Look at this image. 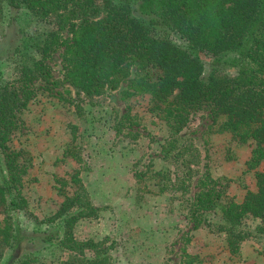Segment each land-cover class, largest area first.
<instances>
[{"label": "trees", "instance_id": "trees-1", "mask_svg": "<svg viewBox=\"0 0 264 264\" xmlns=\"http://www.w3.org/2000/svg\"><path fill=\"white\" fill-rule=\"evenodd\" d=\"M5 11L10 26L28 12L38 20L53 17L58 28L40 41V60L24 64L16 81L0 83V214L27 206L22 187L30 159L23 151L13 150L11 143L24 127L21 112L36 94L34 81L42 82L47 90L51 89L48 85H56L48 82L45 61L59 49L65 82L91 102L118 90L126 80L123 99L149 96V112L164 122L170 134L162 153L172 158L182 174L172 180L168 171L148 169L135 173L139 184L150 174L160 193L170 187L188 192L200 163L199 151L191 140L177 135L203 107L218 132H229L238 143L251 142L249 171L264 162V0H0V42L6 35ZM67 155L81 161L75 148ZM254 177L256 190L247 191L237 203L205 171L189 203L192 228L211 226L207 222L217 216L215 230L225 235L233 256H239L242 244L253 236L239 229L243 220H256V233L264 235V171H256ZM53 182L63 201L46 222L63 218L62 236L57 229L26 233L5 215L0 223V248H12L6 264H35L23 253L36 243L58 240L75 255L93 250V240L79 241L73 233L76 221L96 213L79 173L54 176ZM187 258L181 264L197 260Z\"/></svg>", "mask_w": 264, "mask_h": 264}, {"label": "rangeland", "instance_id": "rangeland-1", "mask_svg": "<svg viewBox=\"0 0 264 264\" xmlns=\"http://www.w3.org/2000/svg\"><path fill=\"white\" fill-rule=\"evenodd\" d=\"M3 25L6 35L0 42V83L16 81L24 64L40 60V41L58 28L53 17L43 21L28 12L10 26L5 11ZM61 34L68 35L66 30ZM61 55L59 49L45 61L50 71L48 82L53 80L56 85H48L51 89L47 90L42 82L34 81L36 94L21 112L24 127L11 143L13 150L23 151L30 159L22 187L27 206L0 214V223L7 215L11 224L26 233L57 229L60 238L63 218L46 222L63 201L53 178L77 171L96 213L76 221L73 233L79 241L93 240L94 247L75 255L55 240L30 245L24 258L34 259L35 264H181L192 256L197 258L194 264H264V235L256 233V220H243L239 229L253 236L242 244L240 255L233 256L225 235L215 230L217 216L210 217L207 223L211 226L197 229L187 217L197 179L205 171L218 179L237 203L247 191L256 190L254 173L264 171V162L254 170L247 169L251 142L238 143L229 132H218L203 107L177 135L183 141L191 140L199 151L200 163L188 192L182 194L170 187L160 193L150 174L139 184L135 173L148 169L168 171L172 180L175 174H182L172 158L162 153L170 134L164 122L149 112V96L123 99L122 92L129 84L126 80L118 90L107 91L101 100L91 102L65 82ZM135 70L136 66L131 77ZM73 148L81 161L67 155ZM75 189L74 185L71 191ZM11 252V247L0 248V264L8 262Z\"/></svg>", "mask_w": 264, "mask_h": 264}]
</instances>
